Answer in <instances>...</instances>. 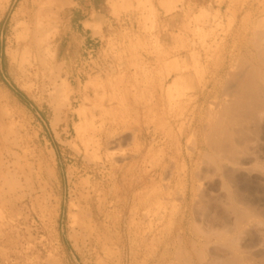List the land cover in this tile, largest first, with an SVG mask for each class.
Segmentation results:
<instances>
[{
  "label": "rangeland",
  "instance_id": "374dc122",
  "mask_svg": "<svg viewBox=\"0 0 264 264\" xmlns=\"http://www.w3.org/2000/svg\"><path fill=\"white\" fill-rule=\"evenodd\" d=\"M52 1L0 0L5 74L28 100L19 107L0 85V264H188L179 233L190 264H264V80L244 118L225 121L226 148L207 136L239 71L217 80L264 0L160 3L165 14L154 0H116L110 34L68 65L57 56L72 2ZM44 9L58 11L49 37ZM93 54L110 64L103 73H88ZM188 76L194 86H180Z\"/></svg>",
  "mask_w": 264,
  "mask_h": 264
},
{
  "label": "bare ground",
  "instance_id": "6f19581e",
  "mask_svg": "<svg viewBox=\"0 0 264 264\" xmlns=\"http://www.w3.org/2000/svg\"><path fill=\"white\" fill-rule=\"evenodd\" d=\"M52 2L55 3L57 9L59 10V5H62V3L65 2V0H53ZM172 5L170 8L171 10L175 9ZM39 17H40V22L43 25V27L48 28L47 36L49 37V32L52 33V32L57 30L58 11L55 12L54 9H44L41 11ZM248 20L250 22H253L254 26L253 25L247 26V24L243 26L242 30L239 32V34L236 38V41L234 40L235 43H234L233 51H232V55H231V63L228 65L226 71H221L222 72L220 75L221 77L217 80V85L219 86L220 84H223V82L226 81V79L230 80L229 79L230 77H232V78L235 77L236 76L235 71H237V70L239 71L238 72L239 74L236 76V77H238V82L236 83V86L232 90H230V92L225 93L226 97L224 99L223 98L221 99L220 97L216 98V100H219V101H216L213 103V105L218 110L219 117H220V122H216L212 127L209 126L210 129L207 130V133H208L207 136L210 138V144H208V145L211 148V150L213 149V151H220L222 146H225V148H226V145H225L226 143L223 145V136L226 135V133L230 138L232 137V133H228V131H227L228 126H226L225 121L227 119H230V118H236L237 120H239L241 117H243V114L246 113L247 106H248L247 104H246L247 106H245L244 102L249 103V102H247L248 100L245 101L246 99L252 98V100L255 99V102H259V98H258L259 89L258 88H259L261 81L264 80V9L260 10L259 8H256L254 6L250 7V15L248 16ZM43 35L44 34H42V36ZM177 42H178V40H177ZM163 48L164 47L162 45V50H163ZM236 52H238V54H236ZM161 67H163V66H161ZM217 75L218 74L215 75L214 79L209 81L208 85H210L213 81H216ZM95 81L96 80L89 81L86 88L94 85L96 83ZM178 82H179L180 86L186 85L187 87L191 88L195 84V78H194V76H188L185 78H180ZM227 90H229V88ZM227 98H229V99H227ZM85 100H87V99H85ZM85 110H86V105L81 106V108L78 109V114L81 116L86 114ZM83 127H84V123L77 124L75 126L76 131L78 133H80V131ZM215 160H217V164L220 166V168L224 169V166L221 163V159H219V157H217V158H215ZM200 230L204 231L203 228H201ZM225 230L227 232V229H225ZM217 231H218V229H217ZM224 232L225 231H223V234H225ZM199 233L201 234V235L199 234L202 238L201 240H205L206 242L212 236L208 232L206 233V232H202V231L200 232L199 231ZM217 233H219V232H217ZM199 235H198V237L200 240ZM215 236L217 237V235H215ZM215 236H213V237H215ZM220 236L224 237V235H220ZM176 238L179 242V248H180V251H182V255L184 257L186 256L187 261H190V262L193 261V255L191 253V249H190L188 243L186 242V238L183 235V233H179V235L176 236ZM199 240H198V242H199ZM217 240H219V239H217ZM224 240H225V238H224ZM215 241H216V239H215ZM209 242L213 243V241H208V243ZM196 245H198V244H196ZM203 245H207V244L204 242ZM194 249H196L195 246H194ZM197 250L200 251L199 249H197ZM179 253L181 254V252H179ZM196 254H198V252ZM178 257L181 258L180 255ZM237 257H239V256L235 255L233 259L230 257L232 259V261L229 262V260H228L229 263L226 261L227 263H225V264H247L245 261H243ZM182 259H183V257H182ZM190 262L188 264H190Z\"/></svg>",
  "mask_w": 264,
  "mask_h": 264
},
{
  "label": "crops",
  "instance_id": "0c3cea01",
  "mask_svg": "<svg viewBox=\"0 0 264 264\" xmlns=\"http://www.w3.org/2000/svg\"><path fill=\"white\" fill-rule=\"evenodd\" d=\"M12 1V0H11ZM72 2L71 5L66 6L65 10H70L68 17L65 16L63 33L58 43V59L61 62L71 64L74 57H80L88 47L97 45L102 42V36L107 37L110 33L108 29L113 28L114 21H111L107 16V12L110 14L109 3L113 8L114 2L116 0H65V2ZM187 2L188 0H154L155 6L158 8L160 13L165 14L170 12L171 5L173 7L177 4ZM11 3V2H10ZM165 9H162L160 6ZM10 6V4H9ZM8 6V7H9ZM8 9V8H7ZM6 9V11H7ZM114 10V9H113ZM173 10V9H172ZM171 10V11H172ZM206 9H201L200 13L196 17H200L202 14L206 15ZM173 14V13H171ZM110 16V15H109ZM98 23L102 24L103 31H97L95 25ZM7 27V21L0 22V85L5 86L7 94L9 97L13 98L16 104L23 108L28 109V100L25 96L18 92L11 84L8 82L6 77V53L3 50V38ZM128 28L130 30H138L136 22H128ZM73 29V32H71ZM72 74L74 75V70L71 68ZM80 77L74 78L73 88L78 87V82ZM9 84V85H8ZM72 93V92H71ZM64 134V132L62 133ZM141 143V142H140ZM142 145V143H141Z\"/></svg>",
  "mask_w": 264,
  "mask_h": 264
},
{
  "label": "built area",
  "instance_id": "2783aa9c",
  "mask_svg": "<svg viewBox=\"0 0 264 264\" xmlns=\"http://www.w3.org/2000/svg\"><path fill=\"white\" fill-rule=\"evenodd\" d=\"M91 53H94V51H91ZM94 56H95V54L89 56V63L90 64H89L88 69H87L88 73L89 74H95V73H99V72L103 73L104 71H106L108 69L110 64L108 63V61L103 60V61H101L102 63L99 62L98 66H95V64L93 62L96 60L98 61L101 58V56L96 55L97 58H94Z\"/></svg>",
  "mask_w": 264,
  "mask_h": 264
}]
</instances>
